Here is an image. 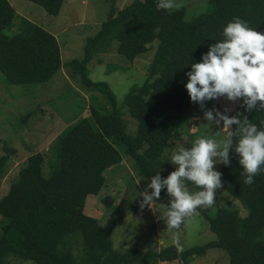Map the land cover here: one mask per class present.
I'll use <instances>...</instances> for the list:
<instances>
[{
	"label": "trees",
	"instance_id": "1",
	"mask_svg": "<svg viewBox=\"0 0 264 264\" xmlns=\"http://www.w3.org/2000/svg\"><path fill=\"white\" fill-rule=\"evenodd\" d=\"M30 1L52 15H59L65 2ZM210 2L209 11L192 17L183 5L171 12L158 10V0H133L118 11L112 7L99 31L87 37L84 57L66 63L89 91L104 92L109 106L98 104L92 95L89 115L59 136L49 176L43 173L42 152L30 155L20 168L0 198V264H189L211 250L225 252L230 264H264V169L254 184H245L234 148L231 164L222 163L218 171L222 188L241 202L246 214L225 205L218 206L213 215L198 209L216 238L186 248L182 254L174 245L159 251L118 250L112 241L118 213L101 224L85 211L88 196L101 193L108 170L122 161L115 140L127 146L148 183L159 172L166 178L174 171L166 170L165 151L171 139H180L193 105L185 88L191 64L200 62L211 44L225 39L223 29L237 17L264 34V0ZM16 15L9 0H0V71L10 84L48 82L62 67L57 37L30 20L24 22L23 31L7 34ZM155 40L158 45L146 80L133 87L122 103L106 82L91 79L88 63L95 56L116 48L133 61L151 49ZM124 107L138 122L134 135L127 132ZM244 112V117L264 128V110ZM8 158L9 154L0 155V178L6 173ZM188 187L194 192L191 183ZM104 199L114 208L110 196Z\"/></svg>",
	"mask_w": 264,
	"mask_h": 264
},
{
	"label": "rangeland",
	"instance_id": "2",
	"mask_svg": "<svg viewBox=\"0 0 264 264\" xmlns=\"http://www.w3.org/2000/svg\"><path fill=\"white\" fill-rule=\"evenodd\" d=\"M9 1L17 15L6 33L23 31L24 22L27 20L51 31L57 37L61 48L62 67L48 82L32 84H10L6 75L0 71V155L9 154L6 173L0 178V198L17 178L28 157L36 152L45 155L44 175L51 174V160L58 151L56 146L59 136L82 117L89 115L92 95L97 98L98 104L109 106L107 95L102 91H89L82 83L80 75L74 74L72 67L66 63L84 57L87 37L99 31L112 7L118 11L133 0H65L59 15L49 14L41 5L30 0ZM174 3L185 6L188 17L209 11L212 6L210 0H174ZM157 45L158 40H155L151 49L133 61L116 52V48L100 53L88 63L90 77L94 81L106 82L122 103L133 87L146 80ZM241 103V100L233 102L226 97L205 101L203 107L193 103L181 127L180 139L169 141L165 151V158L169 162L166 170H175V166L170 163L174 150L191 147L197 137L216 136V126L209 125L204 120L206 111L219 109L223 113L225 108H229L231 111L225 113L226 115L235 116L239 112L243 119L245 110ZM124 112L127 132L134 135L138 122L125 107ZM226 135L221 132L216 138L222 139ZM113 143L120 151L122 161L108 170L106 184L101 193L88 196L85 211L98 217L101 224L107 223L112 214L118 213L119 219L112 235L113 245L118 250L138 248L141 252L149 249L159 251L173 245L172 241L177 232L167 231L164 220L160 219L164 212L161 204H168L171 198L166 195V190H162L161 199L153 205V209L142 210L141 192L147 188L149 179L140 173L135 159L127 151V146L117 140ZM221 164L215 165L216 171ZM193 189L199 190L194 185ZM107 196L112 198L114 208L112 205L107 206L104 199ZM220 205L238 208L241 215L246 214L241 202L223 188L217 190L214 206L206 211L213 215ZM178 235L184 249L216 238L201 213L188 219L181 226ZM12 261L18 260L12 258ZM158 264L182 263L161 261ZM189 264H230V259L223 251L211 250Z\"/></svg>",
	"mask_w": 264,
	"mask_h": 264
},
{
	"label": "clouds",
	"instance_id": "3",
	"mask_svg": "<svg viewBox=\"0 0 264 264\" xmlns=\"http://www.w3.org/2000/svg\"><path fill=\"white\" fill-rule=\"evenodd\" d=\"M179 7L174 0H158L157 3L158 10L171 12ZM223 36L225 39L211 44L201 61L192 63L186 73L185 88L191 102L203 107L205 101L226 97L233 102L241 100V107L247 112L264 110V34L237 17L223 29ZM228 111L231 109L225 108L223 113L219 109L206 111L204 120L216 126V136H200L191 147L174 150L170 163L175 170L166 178H162L160 172L153 175L141 192L142 210L153 209L161 199L162 190L171 198L168 204H161L164 212L160 219L164 220L167 231L177 232L172 243L178 254L184 251L178 235L181 226L198 216V209L214 206L217 190L223 187L222 173L215 170V165L229 166L230 150L234 148L239 156L245 184H254L255 177L264 169V128L246 116L241 119L239 112L235 116L226 115ZM221 132L226 133V137L217 139ZM189 183L199 190L190 191Z\"/></svg>",
	"mask_w": 264,
	"mask_h": 264
},
{
	"label": "crops",
	"instance_id": "4",
	"mask_svg": "<svg viewBox=\"0 0 264 264\" xmlns=\"http://www.w3.org/2000/svg\"><path fill=\"white\" fill-rule=\"evenodd\" d=\"M51 32V31H50ZM55 35V34H54Z\"/></svg>",
	"mask_w": 264,
	"mask_h": 264
}]
</instances>
